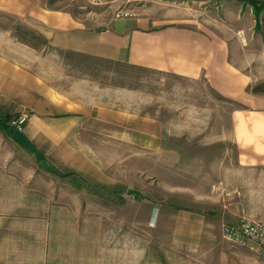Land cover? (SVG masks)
<instances>
[{"label": "rangeland", "instance_id": "obj_1", "mask_svg": "<svg viewBox=\"0 0 264 264\" xmlns=\"http://www.w3.org/2000/svg\"><path fill=\"white\" fill-rule=\"evenodd\" d=\"M229 1L256 9L253 0H41V12L70 13L90 28L131 10L161 25L195 19L220 29ZM255 1L261 14L264 0ZM29 19L0 10V29L38 46L44 79L88 95L73 119H50L53 139L33 137L58 170L77 174L74 181L16 146L25 173L13 179L31 181L10 183L0 198V264H218L223 252L243 248L222 235L244 216L260 220V169L239 165L233 138L232 113L243 104L205 77L58 47L49 24ZM12 112L10 126L26 112L22 127H31L28 110Z\"/></svg>", "mask_w": 264, "mask_h": 264}, {"label": "crops", "instance_id": "obj_2", "mask_svg": "<svg viewBox=\"0 0 264 264\" xmlns=\"http://www.w3.org/2000/svg\"><path fill=\"white\" fill-rule=\"evenodd\" d=\"M223 7L226 21L220 29L195 19L192 24L161 25L151 15L118 18L107 27L90 28L70 13L42 14L41 0H0V10L20 22L28 17L38 26L49 24L47 37L58 47L193 79L205 77L220 94L242 103L232 113L234 144L241 152V167L260 169V221H264V94L251 91L252 85L264 81V12L258 24L252 6L229 1ZM87 95L76 86L62 92L56 83L44 79L40 50L18 39L11 27L0 29V114L28 110L31 127L23 132L40 152L33 137H50L48 123L57 113L71 119L82 113L81 96ZM17 145L35 155L0 128V198H6L10 183L31 181L26 174L13 179L25 173L21 162L26 156ZM243 248L223 252L218 264H264L261 254Z\"/></svg>", "mask_w": 264, "mask_h": 264}, {"label": "built area", "instance_id": "obj_3", "mask_svg": "<svg viewBox=\"0 0 264 264\" xmlns=\"http://www.w3.org/2000/svg\"><path fill=\"white\" fill-rule=\"evenodd\" d=\"M135 15L131 10H122L116 14V17L129 18ZM28 117L29 114L23 112L18 120H12V123L16 125V128L23 130L22 125ZM222 235L226 241L258 252L264 257V221L244 216L236 223L224 225Z\"/></svg>", "mask_w": 264, "mask_h": 264}, {"label": "trees", "instance_id": "obj_4", "mask_svg": "<svg viewBox=\"0 0 264 264\" xmlns=\"http://www.w3.org/2000/svg\"><path fill=\"white\" fill-rule=\"evenodd\" d=\"M252 2H253L254 7L256 8L255 11H254V13H255V15L257 17V23L259 24V15H260V8L258 7L259 6V4H258L259 2L258 1H255V0H253ZM17 36H18V39L22 40L26 44H29L31 46H34L27 39L23 38L21 35L18 34ZM34 47L37 48L38 46L35 45ZM251 91L254 94H264V81L252 85ZM10 118H11V114H7V115H1L0 114V128L2 130L6 131L7 134H9V135L12 136V133L15 130L16 127L10 126V124H9ZM37 159H38V161L41 164V161L43 159H45L44 154L42 152H40V154L37 155ZM41 167H42V165H41ZM55 173L58 174V175H61V176L65 177V178H67L69 180L72 179L73 177H76L77 176V174H75L74 172L62 173L58 169H57V172H55ZM73 181H74V178H73ZM112 191L114 193H116V194H119L120 196H122V193H124V190L122 188H114Z\"/></svg>", "mask_w": 264, "mask_h": 264}, {"label": "water", "instance_id": "obj_5", "mask_svg": "<svg viewBox=\"0 0 264 264\" xmlns=\"http://www.w3.org/2000/svg\"><path fill=\"white\" fill-rule=\"evenodd\" d=\"M12 137L14 140H16L18 143L26 147L29 151L34 153L35 155H39V150L34 146V144L29 140V138L26 136V134L23 132V130L19 128H15V130L12 133ZM41 165L43 169L50 172H57V168L53 166L47 159H43L41 161Z\"/></svg>", "mask_w": 264, "mask_h": 264}]
</instances>
